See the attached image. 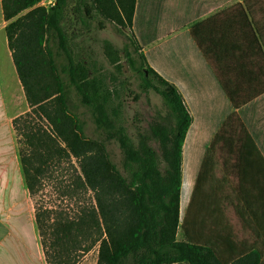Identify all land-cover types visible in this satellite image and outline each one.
Returning <instances> with one entry per match:
<instances>
[{
    "label": "trees",
    "instance_id": "trees-1",
    "mask_svg": "<svg viewBox=\"0 0 264 264\" xmlns=\"http://www.w3.org/2000/svg\"><path fill=\"white\" fill-rule=\"evenodd\" d=\"M39 1L20 0L15 7L9 0H2L9 47L30 107L13 120L16 132L23 138L18 148L26 186L32 197L51 164L74 156L79 160L80 185L92 191L95 200L80 207L74 216L35 205V222L46 263L77 264L84 253L99 243L98 264H260L261 253L256 249L230 262L223 257L219 245L224 241L220 237L223 232L228 234L230 227L218 200V181L213 182L211 195L209 191L205 193L202 183L212 172L207 165L208 152L220 142L232 151L226 160L242 159L245 150L256 149L244 124L247 112L240 113V117L229 112L263 93L240 98L221 83L232 107L225 110L220 123L210 125L209 135L214 138L212 142L204 141V150L210 151L207 149L203 164L199 162L196 190L189 202L182 195V162L192 117L175 85L151 68L142 55L148 71L166 86L165 98L177 115V124L168 181L162 183L160 172L151 166L136 174V181L130 184L110 162L104 147L82 135L80 123L69 111L63 82L46 51L49 11L37 7L15 19ZM94 1L108 18L134 24L137 0ZM209 23L211 20L196 23L187 33L201 52L205 50L204 28ZM255 33L252 32L253 37ZM136 39L143 49L147 43L141 37ZM258 39L261 52L262 42ZM212 68L221 79L219 67ZM38 119L48 126L40 125ZM155 133L160 135L161 131ZM237 166L231 164L232 174ZM179 229L182 240L177 237Z\"/></svg>",
    "mask_w": 264,
    "mask_h": 264
},
{
    "label": "crops",
    "instance_id": "crops-1",
    "mask_svg": "<svg viewBox=\"0 0 264 264\" xmlns=\"http://www.w3.org/2000/svg\"><path fill=\"white\" fill-rule=\"evenodd\" d=\"M136 11L132 28L147 43L142 50L149 66L175 85L192 117L182 162L187 201L196 190L199 162L210 151L204 150V141L214 138L210 125L220 123L232 107L221 83L240 98L263 93L241 111H228L239 117L247 112L244 124L256 149L245 150L242 159L226 160L232 151L220 142L208 152L212 172L202 186L211 195L218 181V200L230 227L220 237L223 257L230 262L256 249L264 264V0H137ZM208 20L201 52L187 33ZM7 23L0 0V264H45L13 126L30 107L9 47ZM213 66L219 67L221 79ZM233 162L238 165L235 174Z\"/></svg>",
    "mask_w": 264,
    "mask_h": 264
},
{
    "label": "rangeland",
    "instance_id": "rangeland-1",
    "mask_svg": "<svg viewBox=\"0 0 264 264\" xmlns=\"http://www.w3.org/2000/svg\"><path fill=\"white\" fill-rule=\"evenodd\" d=\"M18 1L9 3L18 7ZM37 7L46 8L51 15L46 51L55 63L66 104L80 123L82 135L104 147L128 183L151 166L160 172L162 183L168 181L177 115L165 98L166 86L148 71L132 26L127 20L120 23L102 14L94 0H40L15 19ZM37 122L48 126L40 119ZM16 139L21 147L23 138L18 132ZM80 175L79 160L74 156L51 164L31 197L34 207L74 216L80 207L95 203L94 193L81 187ZM187 188L185 179L184 198ZM229 213L233 219V211ZM177 237L183 239L181 229ZM98 260L99 243L77 264H98Z\"/></svg>",
    "mask_w": 264,
    "mask_h": 264
}]
</instances>
